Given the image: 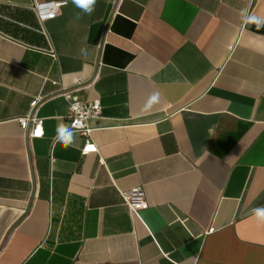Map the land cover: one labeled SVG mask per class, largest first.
<instances>
[{"label":"crops","instance_id":"0c3cea01","mask_svg":"<svg viewBox=\"0 0 264 264\" xmlns=\"http://www.w3.org/2000/svg\"><path fill=\"white\" fill-rule=\"evenodd\" d=\"M55 1L41 24L31 0H0V264H264V27L240 15L264 0ZM64 91L101 100L98 152Z\"/></svg>","mask_w":264,"mask_h":264},{"label":"built area","instance_id":"2783aa9c","mask_svg":"<svg viewBox=\"0 0 264 264\" xmlns=\"http://www.w3.org/2000/svg\"><path fill=\"white\" fill-rule=\"evenodd\" d=\"M66 3V1L55 0H31V7L36 13L39 22L43 24L48 20L56 18L61 7L66 5ZM62 95L69 102L68 119L70 130L79 132L86 138L82 152L84 154L98 152V146L92 136L94 127L91 126L90 120L98 119L102 116L103 106L101 100L99 98L91 101L79 100L70 91H64ZM43 100L44 96L35 97L31 103L32 108L30 114L20 119V124L23 129L32 127V131L29 133L31 137H42L44 134V119L36 113ZM121 193L126 205L136 216H139V212L148 205L146 191L142 186H133L128 190H123Z\"/></svg>","mask_w":264,"mask_h":264},{"label":"clouds","instance_id":"9594fccd","mask_svg":"<svg viewBox=\"0 0 264 264\" xmlns=\"http://www.w3.org/2000/svg\"><path fill=\"white\" fill-rule=\"evenodd\" d=\"M72 3L83 15L91 16L95 11L97 0H72ZM240 15L244 24H253L257 28L264 27V17L249 13L247 8L241 9ZM79 18L80 16L78 15L77 19ZM79 55L82 58H86L89 55V50L86 45L79 49ZM56 141L64 148H67L74 143V136L68 129L59 127L57 129ZM254 214L258 222L264 223V208L254 209Z\"/></svg>","mask_w":264,"mask_h":264}]
</instances>
